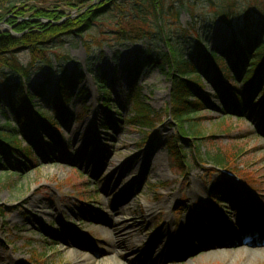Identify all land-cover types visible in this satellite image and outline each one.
I'll return each instance as SVG.
<instances>
[{
    "label": "rangeland",
    "instance_id": "obj_1",
    "mask_svg": "<svg viewBox=\"0 0 264 264\" xmlns=\"http://www.w3.org/2000/svg\"><path fill=\"white\" fill-rule=\"evenodd\" d=\"M46 1L39 0L37 7L63 8L66 16L76 17L77 11L45 5ZM189 1L188 11H182L180 22L172 26L173 30L191 33L185 56L192 55L191 51L197 53L195 39L191 42L195 31L204 39L203 51L206 43L209 51L225 49L231 30L216 19L214 7L202 3L205 0ZM193 9L194 18L189 11ZM109 17L89 34L57 50L60 58L50 54L56 72L65 65L71 73L79 65L85 74L82 87L87 94H77L69 106L73 117L59 127L61 147L45 141L34 149V161L28 162L23 152L9 155L11 161L24 167L23 171L14 172L10 164V171L0 170V210L5 207V213H0V264H264L263 244L249 246L245 242L248 226L257 228L250 229L253 233L261 229L258 235L264 239V116L259 93L245 108L243 119L230 111L222 113L225 102L221 88L218 92L214 87L216 74L206 72L205 60H200L205 92L217 109L205 107L195 116L204 139L199 143L200 154L187 150L189 168L184 175L165 147L167 139L178 133L165 116L170 82L157 67L146 71L138 87L144 103L166 121L149 140L150 129L129 123L133 95L124 67L136 54L147 51V43L120 40L116 34L119 20ZM0 32L20 36L5 21L0 22ZM148 45L153 48L152 42ZM154 49L168 52L164 44ZM20 59L28 65L30 57L24 54ZM50 74L43 64L35 65L29 84L43 85L51 76L49 90L57 97L56 76ZM103 82L117 108L110 113L100 106ZM45 102L37 99L35 109L53 114ZM0 123H5L3 117ZM20 140L25 147L24 137ZM220 155L231 168L248 177L257 191L231 184L214 207L209 190L220 181V173L213 171L211 164ZM90 194L96 196L88 201ZM249 200L256 205L249 206ZM182 204L184 209L178 213ZM115 217L136 225L132 249L125 243L116 252H108L110 236H115L108 228L113 227ZM205 230H209L210 239ZM189 237L199 242L198 248L181 252Z\"/></svg>",
    "mask_w": 264,
    "mask_h": 264
},
{
    "label": "trees",
    "instance_id": "obj_2",
    "mask_svg": "<svg viewBox=\"0 0 264 264\" xmlns=\"http://www.w3.org/2000/svg\"><path fill=\"white\" fill-rule=\"evenodd\" d=\"M32 1L0 0V22L5 21L13 27L15 34L20 35L15 37L11 33L0 32V118L5 119L3 125L0 123L1 170L10 171L7 167L9 163L19 171L22 170V165L11 161L9 155L15 156L23 152L28 160L34 161V149L45 141L61 146L59 141L63 139L58 133L59 126L70 121L65 118L69 114L68 106L77 93L84 94L81 85L85 76L78 71L80 68L69 73L62 66L55 72L50 54L60 58L57 50L69 41L89 34L102 19L109 16L111 20H119L116 34L120 40L153 43V48L148 46L145 54L136 56L134 63L125 67L131 82L130 90L135 94L132 110L134 114L129 123L143 130H153L157 124L166 121L144 103L137 85L146 71L157 67L171 82V102L165 116L171 118L178 133L167 139L165 147L184 175H187L189 168L187 150L194 151L196 155L200 154L202 146L199 143L204 139L202 129L197 127L195 116L209 105L202 83L204 75L200 72V60H205L206 72L212 66L217 69L219 84L223 86H227L226 75L230 73V69L239 77L245 74L243 92L235 87H227L230 97L239 101L236 105L233 101L228 104L237 106L235 111L239 113L243 109L241 93L252 99L254 90L264 89V0H241L240 3L238 0L202 1L214 7L216 19L230 28L232 37L220 54L217 51L204 53L201 51L204 39L200 32H196L198 35L191 42L195 39L197 53L191 51L192 55L188 58L184 53L185 47L191 45L190 32L185 29L173 30L172 26L180 22L182 11H188L191 4L189 0L46 1L45 5L64 6L68 10L77 11L74 18L66 16L63 8L46 10L37 7L39 0ZM189 11L193 18L196 17L194 9ZM29 13L33 14L29 19L20 20ZM44 21L50 23L45 24ZM157 44L159 47L160 44L167 46L168 52H156L154 48ZM86 50L90 51V47L86 46ZM24 54L30 57L28 65L23 64L20 59ZM65 59L69 60V56H65ZM228 61L230 67L227 66ZM38 64H43L50 71V75L58 74L57 97L49 90L50 76L43 85L29 84L31 69ZM101 89L109 99L110 92L104 84ZM37 99H46V105H50L53 114L41 108L35 110L34 102ZM232 110L234 111L233 108ZM14 122L17 123L16 127L13 126ZM20 136L24 137L27 144L23 148L21 140L19 141ZM213 161L217 167H230L225 156L220 155ZM233 170L241 174L238 170ZM248 180L251 181L249 178ZM227 185L228 182L224 181L215 186L213 197H223ZM0 213L4 214L5 210L1 209Z\"/></svg>",
    "mask_w": 264,
    "mask_h": 264
},
{
    "label": "bare ground",
    "instance_id": "obj_3",
    "mask_svg": "<svg viewBox=\"0 0 264 264\" xmlns=\"http://www.w3.org/2000/svg\"><path fill=\"white\" fill-rule=\"evenodd\" d=\"M130 223L131 222H128L123 217H117L115 221H113V227L108 229L110 231H113L115 236L114 237L113 235L110 236L109 239L110 249H108V252H116V248L119 246H124L125 243L128 244L127 247L131 248V244H132L131 239L133 238V236H135V233H132V231L135 230L137 227L135 224L133 223L130 224ZM136 231L137 230H135V232Z\"/></svg>",
    "mask_w": 264,
    "mask_h": 264
}]
</instances>
